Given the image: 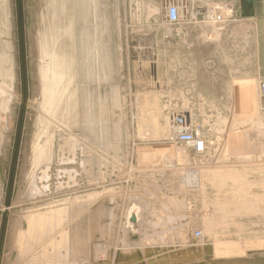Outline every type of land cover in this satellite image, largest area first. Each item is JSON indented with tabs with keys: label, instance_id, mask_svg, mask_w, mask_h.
<instances>
[{
	"label": "rangeland",
	"instance_id": "rangeland-1",
	"mask_svg": "<svg viewBox=\"0 0 264 264\" xmlns=\"http://www.w3.org/2000/svg\"><path fill=\"white\" fill-rule=\"evenodd\" d=\"M33 4L0 0V264H264L256 78L204 73L228 24L166 25L163 0H41L67 64L48 108ZM175 112L202 151L172 138Z\"/></svg>",
	"mask_w": 264,
	"mask_h": 264
},
{
	"label": "crops",
	"instance_id": "crops-1",
	"mask_svg": "<svg viewBox=\"0 0 264 264\" xmlns=\"http://www.w3.org/2000/svg\"><path fill=\"white\" fill-rule=\"evenodd\" d=\"M193 7L199 5L194 0ZM227 1V0H218ZM232 1L235 10L239 12L240 18L233 19L222 32L219 39L218 52H211V60L205 74L211 72L239 74L238 78L254 77L264 78V0H228ZM197 22L201 21L198 16ZM196 22V21H194ZM178 24H186L180 22ZM174 24V25H178ZM163 43L169 46L170 34L164 33ZM185 37L193 36L195 42H199L202 37L200 30L183 29L178 33ZM165 41V42H164ZM216 55V57H215ZM217 61V62H216ZM237 78H234L232 85H235Z\"/></svg>",
	"mask_w": 264,
	"mask_h": 264
},
{
	"label": "built area",
	"instance_id": "built-area-1",
	"mask_svg": "<svg viewBox=\"0 0 264 264\" xmlns=\"http://www.w3.org/2000/svg\"><path fill=\"white\" fill-rule=\"evenodd\" d=\"M163 7L164 23L171 26L190 21V19L199 21L198 16H201V21H212L225 25L233 19L240 18V14L235 10L232 1L219 2L218 6L208 5L201 10L198 6L193 7V1L189 3L188 0H163ZM238 85H242V83ZM256 87L261 109L264 113V78H256ZM169 119L171 126L175 129L174 140L190 146L196 152L204 149L203 139L198 128L188 122L187 116L183 112L172 113ZM199 234L198 230L194 232L195 236Z\"/></svg>",
	"mask_w": 264,
	"mask_h": 264
},
{
	"label": "bare ground",
	"instance_id": "bare-ground-1",
	"mask_svg": "<svg viewBox=\"0 0 264 264\" xmlns=\"http://www.w3.org/2000/svg\"><path fill=\"white\" fill-rule=\"evenodd\" d=\"M34 1H35V4H33L32 9L29 10L30 14L31 15L33 14L32 17L35 20L34 26H36L37 32L42 31V37H44L47 34V31L44 27L45 23H49L48 36L50 37V39L52 41V45L46 46V44H45L44 49H42L40 47L38 49V52L36 55L37 60L39 59L37 62V74H38V78H39V82H40L39 83V91L41 92V96H43V97L45 96V105L49 108V107H53L52 106L53 99H54L53 95L55 93L54 90L56 88V84L57 83L60 84L61 81H63V79L66 77V73H65L64 69L67 66V64L64 61L65 55H64L63 51H61V54H60V49H58V41L59 40L57 39L56 34H55L56 26L53 27L56 19L53 18L52 16L50 17V19H47V17H49L50 15L53 14V11L55 10L56 5L53 4L52 10H49V8L48 9L42 8L41 0H34ZM61 14L64 15V9L61 10L58 15L61 16ZM38 18L40 19L41 24L39 23ZM61 23L64 24V20ZM53 35H54V37H56L54 44H53V39H52ZM36 37L39 38L37 36V34H36ZM44 40H45V37H44ZM40 59L43 61L39 62ZM174 132H175V129H174ZM172 135H173L172 138H174V134H172ZM236 190H237V188H236ZM243 194H245V193L243 192ZM225 202H226V200H225ZM220 206H221V204H220ZM231 206H233V205H231ZM239 207H240V205H239ZM255 211H256V209H255Z\"/></svg>",
	"mask_w": 264,
	"mask_h": 264
}]
</instances>
